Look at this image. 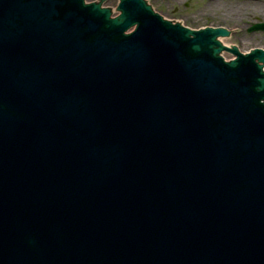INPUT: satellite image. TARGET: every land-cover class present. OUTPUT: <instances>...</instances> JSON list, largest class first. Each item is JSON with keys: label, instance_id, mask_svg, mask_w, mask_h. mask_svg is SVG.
<instances>
[{"label": "water", "instance_id": "1", "mask_svg": "<svg viewBox=\"0 0 264 264\" xmlns=\"http://www.w3.org/2000/svg\"><path fill=\"white\" fill-rule=\"evenodd\" d=\"M116 10L0 0V264H264L261 66Z\"/></svg>", "mask_w": 264, "mask_h": 264}, {"label": "flooded vegetation", "instance_id": "2", "mask_svg": "<svg viewBox=\"0 0 264 264\" xmlns=\"http://www.w3.org/2000/svg\"><path fill=\"white\" fill-rule=\"evenodd\" d=\"M164 20L189 30L224 31L215 40L227 61L246 59L264 69V0H143ZM107 2V0H106Z\"/></svg>", "mask_w": 264, "mask_h": 264}, {"label": "rangeland", "instance_id": "3", "mask_svg": "<svg viewBox=\"0 0 264 264\" xmlns=\"http://www.w3.org/2000/svg\"><path fill=\"white\" fill-rule=\"evenodd\" d=\"M86 1H95V0H86ZM117 4V0H107V2L105 3V6H109L111 8H114Z\"/></svg>", "mask_w": 264, "mask_h": 264}]
</instances>
